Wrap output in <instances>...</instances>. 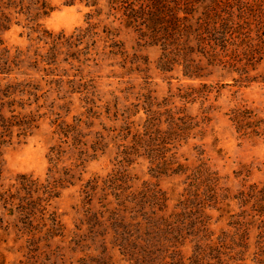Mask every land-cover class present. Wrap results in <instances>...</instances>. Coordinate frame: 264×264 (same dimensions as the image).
Returning <instances> with one entry per match:
<instances>
[{"label":"rangeland","instance_id":"rangeland-1","mask_svg":"<svg viewBox=\"0 0 264 264\" xmlns=\"http://www.w3.org/2000/svg\"><path fill=\"white\" fill-rule=\"evenodd\" d=\"M94 1L2 31L0 264H264V0H168L169 46ZM207 6L244 44L218 62Z\"/></svg>","mask_w":264,"mask_h":264},{"label":"trees","instance_id":"trees-1","mask_svg":"<svg viewBox=\"0 0 264 264\" xmlns=\"http://www.w3.org/2000/svg\"><path fill=\"white\" fill-rule=\"evenodd\" d=\"M91 6H103L98 1L88 0ZM94 1V2H93ZM108 5L111 6L110 12L116 10L125 16V24L127 27H132L133 25L140 26L139 28L146 27L149 31L153 32V39L165 42V46H169L171 42L176 40L185 41L184 37L180 35L183 34L187 37L188 33L191 31L196 32L193 21L191 20L195 12L190 6L175 7L170 4L168 0H126L130 8H126L124 5L125 0H106ZM201 3L200 0H195ZM67 4H73L75 0H65ZM41 0H30L29 3H25L24 0H0V14L3 15V19L0 16V52L3 57L0 59L1 67L4 70H8L6 67L10 68L12 64H16L20 57L17 54L12 55L10 50L4 47V40L2 37V31L8 30L10 28L9 22H11L14 16L25 13L27 28L30 29L32 33H47L53 35V32L47 30L44 25L40 22V16L43 15V8ZM95 3V4H94ZM22 9L18 11L17 9ZM205 18L203 22L201 21V35L203 38L202 46L205 49H212L214 54L208 56L215 61H222L228 56H232L233 53H237L238 50L234 45H241L242 42H233L232 32L234 31L231 22L224 20L220 22L219 13H217L211 6L206 7ZM113 13V12H112ZM112 15V14H111ZM245 14L243 17L245 18ZM8 22V24H7ZM6 23V24H5ZM10 25V26H9ZM244 26V25H242ZM261 29V28H260ZM260 32V31H259ZM64 34L58 36L63 37ZM264 43V40H262ZM260 43V44H263ZM247 44V42H246ZM244 46V44H242ZM248 45V44H247ZM168 51V49H166ZM240 51V50H239ZM231 59V58H230ZM229 62H232L229 60ZM194 77H200L198 74H193ZM6 121V120H5ZM4 125V124H3ZM9 125V124H7ZM13 124H11L12 126ZM5 127L9 128V126ZM6 193L3 194V200L6 202ZM24 201V200H23ZM10 202H7L9 205ZM12 206L14 204H11ZM20 205V204H19ZM28 214H34V212H28Z\"/></svg>","mask_w":264,"mask_h":264}]
</instances>
